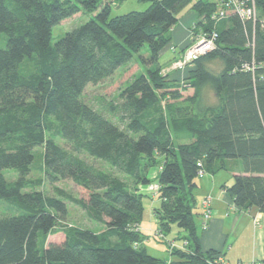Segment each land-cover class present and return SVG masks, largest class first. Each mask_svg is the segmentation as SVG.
<instances>
[{
	"label": "trees",
	"instance_id": "obj_1",
	"mask_svg": "<svg viewBox=\"0 0 264 264\" xmlns=\"http://www.w3.org/2000/svg\"><path fill=\"white\" fill-rule=\"evenodd\" d=\"M122 1L0 0V200L12 210L0 217V264H217L219 254L203 251L198 236L199 172L234 173L222 187L227 196L242 211L264 213V0H254V18L219 21L211 20L217 3L206 0H140L149 3L145 11L111 17ZM185 6L198 17L191 32H215L216 39L179 80L162 73L159 59ZM79 13L93 17L53 44L52 28ZM133 62L135 72L144 70L124 73L109 101H83L87 85ZM204 88L212 104L203 103ZM35 147L43 148L46 179L70 180L86 198L56 187L53 197L37 191L42 180L30 178ZM86 157L106 162L132 186ZM152 167L157 230L175 226L185 240L167 262L138 247L141 233L131 230L141 222V188L152 186ZM4 169L18 178L7 181ZM68 203L105 230L57 228ZM59 232L62 243L48 242Z\"/></svg>",
	"mask_w": 264,
	"mask_h": 264
},
{
	"label": "rangeland",
	"instance_id": "obj_2",
	"mask_svg": "<svg viewBox=\"0 0 264 264\" xmlns=\"http://www.w3.org/2000/svg\"><path fill=\"white\" fill-rule=\"evenodd\" d=\"M206 1L211 3H217V0H206ZM118 5H119L118 7H111V14H110L111 17L117 15H123L131 11L142 12L149 7V3L142 2L140 0H124L120 2ZM188 12L192 13L194 16L192 21L189 22V25L190 24L192 25L193 22H197L198 17L196 16V14L190 11L188 6H185L177 12L179 22L176 24L174 28L185 27L182 25V23L183 22L187 23L189 21V18L187 19ZM90 17H93V15L79 13L67 19L66 21H63L60 24L54 26L52 28V43L54 44L66 32L84 24L86 21L90 19ZM182 19L183 22L181 23ZM189 34H191L192 36L190 42H188L186 47L185 48L177 47V51L181 53L178 57L173 56L172 52L169 49L164 50L163 53L161 54L159 62L162 65L161 71L163 74L170 73L179 80L183 79L188 74L187 69L185 68L181 69L176 67V63L178 62L179 59L182 58L183 53L187 50V48H189L192 44L196 42V36L197 35L201 36L200 33L194 35V31L191 32V30ZM169 48H171V45L169 46ZM141 54L144 56L148 54V50L146 47L143 48ZM135 59L139 64L140 60L138 58ZM134 64H131L129 66L125 65L118 68L111 77L99 82L98 84L87 85L82 96L83 101L93 107H96L97 104H100V100H103V98H105L106 101H109L110 98L116 94V89H117L116 82L120 80L122 75H124L125 73V76H127L128 74L135 72V70H137L138 66ZM143 70H144L143 67L140 65L138 71H136L135 74L139 75L140 73H142ZM186 89H188V87H186ZM187 91L189 93L192 92L191 89H188ZM202 96H203L202 98L204 104L205 103L212 104L214 102L213 95L208 89L204 88ZM109 117L111 120L116 121L114 117L112 116ZM55 138H56V142L60 146L67 149L69 148V146L66 145V143L63 140H61L59 137H55ZM42 153H43L42 147H35L33 149L34 160L31 166L30 178L33 179L39 178L42 180V186L37 188L36 190L41 191L46 196L53 197L55 195L54 188L56 187L65 190L67 193L71 194L76 198H86V193L82 189L75 186L70 180L67 179L61 180L55 184H51L46 179L45 170L42 164ZM86 159L89 163L94 164L102 171L106 173H112L116 178L120 179L121 181H124L128 186L130 187L132 186L130 180H128L122 174L114 171L106 162L94 160L88 157H86ZM157 170H158L157 167H152L150 169L149 179L153 186L156 183ZM3 175L7 181H15L18 178L17 172L12 169H4ZM210 180H212V176L208 174H205L204 177L197 179L198 187L194 191L197 204H200L204 198V196H202L203 191H207L209 189ZM149 190H151V187H149L148 190L146 187L141 188V192L144 194L142 199L144 211L139 225L132 226L131 230L137 231L138 234L139 232L141 233L140 241L136 240L137 242L136 245L138 247L140 246L141 248L145 249V251L149 255L167 262L170 259L169 253L171 250L170 248L172 247L173 244L172 242H174L175 246H180L185 240L182 237L183 233L182 235L181 233L179 235V233H177L178 230L175 226H172L171 230L168 233L157 230V224L153 214V210L154 207L158 206V197L156 195L157 193L155 190H151V192ZM10 213H12V210L8 207L6 202L0 200V217L9 215ZM70 227L82 229V230H90L96 233H100L105 230L103 225L92 221L83 210L68 203L67 216L63 221L58 222L57 228L62 230L63 228H70ZM63 240H64V235L61 232L55 235H50L48 237V242L62 243ZM174 249H178V248H173V250Z\"/></svg>",
	"mask_w": 264,
	"mask_h": 264
},
{
	"label": "crops",
	"instance_id": "obj_3",
	"mask_svg": "<svg viewBox=\"0 0 264 264\" xmlns=\"http://www.w3.org/2000/svg\"><path fill=\"white\" fill-rule=\"evenodd\" d=\"M188 18L187 23L181 20L185 27L173 28L171 48L165 50L173 52L190 42L189 22L194 18L193 14L188 12ZM233 175L227 171L215 174L209 189L202 193L204 197H211V217L207 228L198 230L200 246L205 252L212 250L219 254L217 264H252L264 260V213L253 209L242 211L233 204L222 188L232 184ZM199 222H202L201 216Z\"/></svg>",
	"mask_w": 264,
	"mask_h": 264
},
{
	"label": "built area",
	"instance_id": "obj_4",
	"mask_svg": "<svg viewBox=\"0 0 264 264\" xmlns=\"http://www.w3.org/2000/svg\"><path fill=\"white\" fill-rule=\"evenodd\" d=\"M197 1V0H196ZM256 7H255V1L254 0H217V9L212 14L211 20L219 21L222 19H225L227 17H230L231 15H238L242 19H251L255 17L256 14ZM215 39L216 34L215 32H212L210 35H201L196 36V42L192 44L187 50L183 53V56L181 59L178 60L176 63V67L178 68H185L188 64L193 62L196 58L205 55L206 53L210 52L214 49L215 46ZM203 172H199L198 176L199 178L204 177ZM151 190H155L157 193L158 186L152 185ZM211 197L206 196L203 198V200L200 203V206L202 208V229H206L208 222L211 217ZM173 248H178L183 250L184 246L181 244L180 246H175L174 242H172ZM252 264H264V260H261L259 262H253Z\"/></svg>",
	"mask_w": 264,
	"mask_h": 264
}]
</instances>
